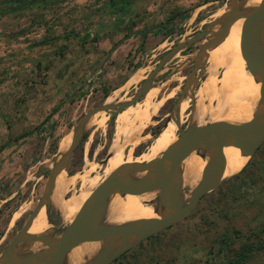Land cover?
<instances>
[{"label": "rangeland", "instance_id": "rangeland-1", "mask_svg": "<svg viewBox=\"0 0 264 264\" xmlns=\"http://www.w3.org/2000/svg\"><path fill=\"white\" fill-rule=\"evenodd\" d=\"M13 1L0 0V254L40 199L52 164L62 145L68 147L75 124L105 101L130 98L164 54L197 36L228 2L96 0L91 3L103 5L62 6V0H40L21 9L23 3ZM126 5L133 11L127 9L131 22L123 30L119 26L124 18L116 10ZM113 20L112 28L129 38L117 51L121 41L108 42L107 26ZM202 42L197 38L179 50L134 105L115 115L101 111L90 118L68 166L57 175L54 190L59 189L63 199L90 194L94 187L88 181L101 182L107 169L128 178L144 172L126 165L148 163L147 153L195 68L192 54ZM198 63L192 97L185 96L180 106L182 127L211 120L210 104L215 102L210 103L206 94L200 98L209 62L200 58ZM170 131L167 140L173 144L175 121ZM167 140L159 157L168 149ZM205 146L190 155L204 157ZM247 160L206 193L190 215L110 264H229L242 242H263L243 264H264V141ZM61 222L54 233L65 226ZM52 227L44 223L42 234H50Z\"/></svg>", "mask_w": 264, "mask_h": 264}, {"label": "water", "instance_id": "water-1", "mask_svg": "<svg viewBox=\"0 0 264 264\" xmlns=\"http://www.w3.org/2000/svg\"><path fill=\"white\" fill-rule=\"evenodd\" d=\"M40 0H29L19 6L24 9L32 6ZM225 7L240 6L246 0H227ZM243 18L240 30V38L243 46V58L249 71L257 70L256 81L259 83V93L264 97V0H260L253 6L237 14L231 11L226 16L214 19L197 36L187 42H180L172 50L164 54L153 69L147 74L145 80L136 89L129 99L107 103L87 112L73 127L71 140L64 151H60L58 158L52 164L47 177L42 195L34 206L22 228L13 236L7 246L1 252V264H62L67 254L76 246L85 242H102L103 248L97 256L85 264H110L125 251L141 241L149 238L184 219L190 215L200 199L208 192L214 190L223 181L225 171V148L235 146L244 156L251 157L256 149L264 141V110L261 111L263 101L258 105L251 120L237 122L224 119L216 122H208L202 125L190 123L186 127L181 126L179 115L180 100L190 95L195 85L194 71L200 66L199 56L204 48L216 43L224 36L228 26L237 18ZM197 38H203L197 52L193 53L194 70L187 76L181 95L174 105L173 112L167 119H174L177 126V139L162 153L159 158L150 163H130L126 167L135 170L144 169V174L131 179L127 176L112 172L96 186L86 197L79 211L70 224L54 233L56 227L63 223L59 213L51 201V195L55 187L57 175L64 170L70 157L84 132L85 125L97 112H108L115 115L125 108L134 105L139 98L153 85L154 77L162 70L165 64L181 49L189 45ZM203 65V64H202ZM192 97V96H191ZM195 106V104H194ZM192 108V113L194 111ZM174 116V117H173ZM192 120V118H191ZM166 121V122H167ZM208 145L209 154L201 170L198 184L191 190L189 198L182 199L183 187L176 183L183 160L193 150ZM156 190L166 191L167 195L158 201L153 210L159 214L163 211L162 218H146L124 225L108 227H95L97 217L106 205L107 200L114 194L143 195ZM45 207L47 221L52 224L51 233L40 235L29 233L28 230L33 219ZM60 233L55 240V234ZM39 242L52 251L31 250L24 254L20 260L11 262L19 245L28 246Z\"/></svg>", "mask_w": 264, "mask_h": 264}, {"label": "bare ground", "instance_id": "bare-ground-1", "mask_svg": "<svg viewBox=\"0 0 264 264\" xmlns=\"http://www.w3.org/2000/svg\"><path fill=\"white\" fill-rule=\"evenodd\" d=\"M259 1L260 0H246L245 3L240 6L234 5L229 8L221 7V11L220 8L217 9L215 16H226L231 11H235L237 14H243L246 9ZM242 21V17L235 19L228 26L224 36L217 40L216 43L204 48V53L200 55V58L203 60V62L206 60L209 62L208 78L206 79L207 81L204 82V88L200 91V98L201 100L204 99L205 97H203V95L206 94L210 100V103L211 101L215 102L214 105L210 104V122H216L224 119L235 120L237 122H247L253 118L258 105L261 103V101H263L264 98L263 95L259 93L260 85L256 81L257 70L249 71L243 58V46L240 38ZM217 71H219V75ZM136 75L137 73H135L130 80L133 81ZM220 75L222 77L220 80H218L217 76ZM127 99H129V97H127ZM184 101V98L180 100L179 111L181 110L182 107L180 108V106H183ZM263 110L264 105H261V111ZM173 121V118L167 121L160 130L158 136L155 138L152 149L147 153L148 163L156 158H159V148L163 144V141L167 140L169 131L173 125ZM116 136L119 137V133L116 134ZM166 142L167 144L165 149L172 145L171 140H167ZM114 145L115 143L112 145V150L110 153L113 152ZM206 146L207 154H205L203 158L195 157L194 155L191 156L189 154L181 164L179 177L177 178L176 183H178L179 187L184 188L182 193V199L184 201L189 198L191 190L199 182L201 170L209 154L208 145ZM66 148L67 147L65 145H62L60 151L62 152ZM224 152L225 171L222 177L223 180L238 172L248 161V156L242 155L239 148L235 146H229L225 148ZM144 172H142L139 176L135 175L131 179H137L141 177ZM108 175H110V172L107 169V171L105 170L101 175L103 177L102 181ZM101 182L98 183L95 179H90L88 184L95 188ZM88 195L89 194H85L83 196L77 195L69 199H63L59 189L53 190L51 201L59 213L60 221H65V224H70L77 214L75 213V210L80 209ZM166 195V191L160 190L148 192L143 195L126 194L122 196L118 193L114 194L109 197L105 207L97 217L95 227L124 225L146 218H162L164 212L160 211L159 214L155 213L153 206H155L158 201L165 198ZM46 222L48 221L45 213V207L43 206L33 219L28 232L46 235V232L42 234V227ZM59 235L60 233H57L53 238L57 240ZM102 248V242L82 243L73 248L67 254L62 264H85L97 256ZM43 249L48 248L39 242H35L28 246L19 245L16 254L11 258L10 261L16 262L20 260L24 254L31 250ZM52 250L53 247H50L47 251ZM1 258L2 256L0 254V264Z\"/></svg>", "mask_w": 264, "mask_h": 264}, {"label": "crops", "instance_id": "crops-1", "mask_svg": "<svg viewBox=\"0 0 264 264\" xmlns=\"http://www.w3.org/2000/svg\"><path fill=\"white\" fill-rule=\"evenodd\" d=\"M10 1H12V2H14L13 0H10ZM27 0H25V1H23V0H18L17 2L18 3H20V2H22V3H24V2H26ZM49 1V0H48ZM91 1H95L96 2V0H62L61 2H62V6H65V5H67V6H99V5H103L101 2H103V0H101V4L99 3V4H92L91 3ZM97 1H100V0H97ZM116 1V0H115ZM123 1V0H122ZM117 2V1H116ZM9 3H11V2H9ZM10 5H12L13 7H14V5H15V3H13V4H10ZM121 6L120 7H122L123 6V3L121 2V4H120ZM45 6H49V4L47 3V2H45ZM126 7H127V5H126ZM125 8V7H124ZM1 9H3V6H0V10ZM127 9H130V11H133V7L131 8H125L124 10L122 9V8H120V9H118V10H116V12H118V14H119V16L118 17H120V18H124V20H121V24H120V28L121 29H123V28H125V29H123V30H126V29H128L126 26H128L129 24H130V22H131V20H130V17L132 16L131 14H130V12L127 10ZM120 14H122V15H120ZM112 19H114V18H112ZM114 22V20L113 21H111L110 23H109V26H107L108 27V42L109 43H114V42H119V40L121 41V45H118L117 47H116V49H115V51H117V50H121L126 44H124L125 42H126V40H128L129 38H124V35H125V33H123L122 31H121V29H120V31H118V32H116L113 28H112V26H111V24ZM99 26H101V24H99ZM102 27V26H101ZM101 28L98 30V33H101L100 35H102L103 36V32H101ZM113 52L114 51H112L111 52V55L113 54Z\"/></svg>", "mask_w": 264, "mask_h": 264}, {"label": "trees", "instance_id": "trees-1", "mask_svg": "<svg viewBox=\"0 0 264 264\" xmlns=\"http://www.w3.org/2000/svg\"><path fill=\"white\" fill-rule=\"evenodd\" d=\"M39 2V1H38ZM189 12L187 13V16ZM263 143V142H262ZM263 246V242L261 243H254V242H242L233 251V257L229 258V264H243L245 259L252 255L256 248L260 249Z\"/></svg>", "mask_w": 264, "mask_h": 264}, {"label": "flooded vegetation", "instance_id": "flooded-vegetation-1", "mask_svg": "<svg viewBox=\"0 0 264 264\" xmlns=\"http://www.w3.org/2000/svg\"><path fill=\"white\" fill-rule=\"evenodd\" d=\"M27 1H29V0H27ZM27 1H26V2H27ZM24 3H25V2H24ZM35 4H36V3H35ZM33 5H34V4H33ZM202 158H203V157H202ZM115 260H116V259H115Z\"/></svg>", "mask_w": 264, "mask_h": 264}]
</instances>
